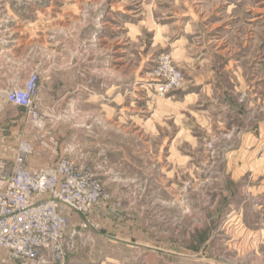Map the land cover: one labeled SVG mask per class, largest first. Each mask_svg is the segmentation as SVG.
I'll return each instance as SVG.
<instances>
[{
	"label": "rangeland",
	"instance_id": "rangeland-1",
	"mask_svg": "<svg viewBox=\"0 0 264 264\" xmlns=\"http://www.w3.org/2000/svg\"><path fill=\"white\" fill-rule=\"evenodd\" d=\"M255 1L264 13L263 0ZM222 3L0 0V23L15 21L19 26L14 29L34 36L30 57L42 64L32 72L38 70L41 80L60 75L63 64L73 67L80 60L81 67L85 61H95L106 81L100 98L102 113L93 111L92 101L84 104L82 99L62 98V85L54 82L57 92L51 100L43 102L40 90L35 99L43 128L34 125L28 111L17 107L6 108L2 125L7 140L0 151L15 160L20 145L29 143L33 147L29 169L50 167L62 158L97 169L108 199L91 216L100 227L94 235L102 239L99 249H90L86 263L119 260L130 264L132 259L136 263L126 246V239H132L139 250L175 254V264H264V141L258 146L249 140L246 146L237 145L223 131L206 130L204 119L197 121L188 109L174 106L190 75L175 55L184 44L174 42L181 35L186 37L184 31L190 26L223 24L228 18L223 17L227 6ZM254 4L253 0L243 3ZM126 21L134 26L132 40L123 30ZM261 38L264 44V29ZM120 52L126 55L122 60L115 57ZM165 55L182 71L184 81L181 89L160 97L153 72ZM115 61L122 65H113ZM131 79L133 88L129 87L124 101L133 105L134 125L123 127L109 110L116 102L106 96L107 83L130 84ZM72 86L81 87L77 80ZM122 92L125 96L124 87ZM142 116L144 125L139 126ZM190 126L197 140L191 139ZM14 160L8 162L11 167ZM186 254L196 258L181 260ZM153 258L159 259L154 254Z\"/></svg>",
	"mask_w": 264,
	"mask_h": 264
},
{
	"label": "crops",
	"instance_id": "crops-1",
	"mask_svg": "<svg viewBox=\"0 0 264 264\" xmlns=\"http://www.w3.org/2000/svg\"><path fill=\"white\" fill-rule=\"evenodd\" d=\"M222 1V5L227 6L224 12L222 11L223 17L228 18L223 24L214 27V22H211L204 26H190L188 32L184 31L187 36L181 35L174 42L175 46L178 43L184 44L179 52L175 51V55L179 65L188 68L190 74L189 85L181 93L180 99H175L174 106L180 107V111L188 109L191 117L195 116L197 121L204 119L206 125L204 128L209 132L223 131L226 133L225 138L237 140V145L246 146V140H249V142L253 141V146H258L264 141V116H262L264 113V44L261 38L264 29V13L261 11L260 3L255 0H253L255 2L253 7L244 6V0ZM244 17L246 19L242 23L241 20L243 21ZM231 21L237 24H231ZM15 26H19L15 24V21L0 23V146L6 145L5 140H7L2 126L5 121L6 108H14L5 102L6 90L16 81H26L34 68L42 64V61L30 57L31 42L34 36L21 32V29H14ZM133 28V24L128 21L125 23V28H122L126 31L125 36L130 40L133 38ZM8 32H10L9 35ZM125 50H128L127 45ZM115 54L116 59L119 57L122 60L123 56L126 57L121 52ZM78 62L81 61L78 60ZM79 63L77 66L71 64L73 67H69L70 64H63L59 70L60 75H49L42 79L41 100L43 102L48 101L47 99L51 100L57 92L52 84L60 82L62 98L82 99L84 104L92 101L93 111L102 113L100 98L106 81L98 72L100 66L95 61L93 63L85 61L84 67H81ZM114 63L115 66L122 65L118 61ZM76 80L81 85L78 89L72 86ZM130 84L121 80L107 83L110 91H106V96L108 94L111 98H115L116 102L109 110L116 115L115 123L123 127L134 125L133 105L129 106L124 101L127 99L129 87L131 90L133 88L132 79ZM122 87L125 88V96ZM141 112L144 114L145 111ZM143 123L144 116L141 117L139 126L144 125ZM139 126L137 127L140 128ZM189 128L191 139L197 140L192 135V127ZM180 131H183V128H180ZM0 153L2 154L0 159L13 162L14 157L6 156L3 151ZM40 168L43 167L32 166L30 170L35 172ZM72 219L73 226L81 225L82 217L74 215ZM94 239L96 251L99 249L98 243L102 238L95 235ZM126 241L127 248L130 249L133 257H136V263L132 259L130 264H137L138 261L141 264H175L173 260L176 258L175 254L161 249L139 250L140 247L132 239H126ZM114 242L119 243L118 240ZM141 246L146 247L143 244ZM153 254L159 257L157 261L154 260ZM195 256L186 254L181 255L180 259L192 262ZM77 257L85 260L88 252L82 251ZM111 264H120V261L115 260Z\"/></svg>",
	"mask_w": 264,
	"mask_h": 264
},
{
	"label": "built area",
	"instance_id": "built-area-1",
	"mask_svg": "<svg viewBox=\"0 0 264 264\" xmlns=\"http://www.w3.org/2000/svg\"><path fill=\"white\" fill-rule=\"evenodd\" d=\"M153 76L160 97L183 87L184 75L169 55ZM40 82L35 70L24 84L16 81L6 91L5 102L28 111L34 125L43 128L35 107ZM32 154V145L22 143L12 167L0 159V264H96L77 256L91 253L100 228L91 216L108 199L97 169L62 158L33 172L28 168ZM74 215L82 217L80 226L71 224Z\"/></svg>",
	"mask_w": 264,
	"mask_h": 264
}]
</instances>
